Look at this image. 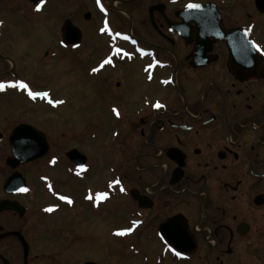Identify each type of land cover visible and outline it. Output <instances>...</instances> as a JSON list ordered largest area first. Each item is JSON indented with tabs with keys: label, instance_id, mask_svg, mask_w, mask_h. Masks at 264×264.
Wrapping results in <instances>:
<instances>
[{
	"label": "flooded vegetation",
	"instance_id": "af4514ba",
	"mask_svg": "<svg viewBox=\"0 0 264 264\" xmlns=\"http://www.w3.org/2000/svg\"><path fill=\"white\" fill-rule=\"evenodd\" d=\"M90 31L97 53L80 55ZM64 50L81 60L83 99L122 124L105 130L118 163L97 184L89 154L62 148L79 135L62 127ZM121 66L147 90L122 99ZM0 84V264L73 262L41 229L58 210L37 203L66 195L76 213L121 217L160 264H264V0H0ZM63 165L71 193L52 172Z\"/></svg>",
	"mask_w": 264,
	"mask_h": 264
},
{
	"label": "rangeland",
	"instance_id": "374dc122",
	"mask_svg": "<svg viewBox=\"0 0 264 264\" xmlns=\"http://www.w3.org/2000/svg\"><path fill=\"white\" fill-rule=\"evenodd\" d=\"M93 37L92 31L87 33L85 46L78 51L80 55L87 56L93 52L97 53L98 48L95 47V38L92 39ZM66 53L68 52L64 50L61 93L72 98V105L69 104L66 107V113L63 114V119L66 120L62 127L69 131L79 130V135L77 139H72L69 134L64 135L62 148L63 151H67L75 147L80 152L89 154L91 169L88 172L87 181L88 184H97L98 182L93 180L98 174H104L105 165L112 164L114 166V163H118L115 148L111 146L113 138H108L105 134L106 129H112L118 122L109 121L110 119L106 115V105L95 96L94 104L90 106L83 99L87 95L84 90L86 88L85 77L80 72H78V76L74 72L80 66L81 60L78 61L75 55ZM119 70L123 84L120 93L124 92L121 95L122 99L127 96L129 90L131 93L140 95L147 90L144 83L134 79L135 70L128 66H121ZM114 78L118 80L119 76L115 75ZM76 88L78 91H75V95L78 97H73ZM121 96L117 99H121ZM71 109L74 110L71 111ZM68 171L63 165L52 172L58 187L66 193H71L74 187ZM77 183L82 184L79 181ZM65 197L69 198L70 196L66 195ZM54 202L57 203L51 197L37 202L38 204H50L49 209L58 210L57 213L44 218L45 221H43L41 229L46 230V227H51L47 230L54 237L51 241H53L55 249L51 251L57 252V249H61L59 252L63 257L74 252L73 262L68 260L69 264H80L85 259H92L96 264H160L157 262L160 253L159 247L148 244L141 245L138 234H124L119 228L124 225L121 217L113 213L106 216H97L94 213L92 215L89 210L76 213V208L82 211L81 206L73 208L69 202L63 205ZM70 230H74L77 234H71ZM60 238L62 241H59ZM160 262L161 264H204L197 255L193 260L186 262H177L171 258H165Z\"/></svg>",
	"mask_w": 264,
	"mask_h": 264
},
{
	"label": "water",
	"instance_id": "95a60500",
	"mask_svg": "<svg viewBox=\"0 0 264 264\" xmlns=\"http://www.w3.org/2000/svg\"><path fill=\"white\" fill-rule=\"evenodd\" d=\"M67 33L68 34H73L74 33V31H70V30H68L67 31ZM18 154H16V157L17 158H19V160H25L24 158H22L21 157V155L22 156H25V153L23 152V150H17L16 151ZM68 156H69V158H70V160L72 161V162H74V163H76V164H78L79 166H83L85 163H86V156L84 155V154H82V153H80L79 151H77V150H72V151H70V152H68ZM175 219L176 218H172V219H170L168 222H166L165 224H163L162 225V227H161V232H162V234L170 241V242H174V238H173V236H172V234H171V232H172V229L171 230H167L166 228L167 227H171L172 225H173V222L175 221ZM164 229H166L167 231H164ZM174 245V244H173ZM193 245V244H192ZM175 246V245H174ZM177 249H178V251H182V252H184L185 251V249L184 248H180V247H177V246H175ZM85 264H95L94 262H88V263H85Z\"/></svg>",
	"mask_w": 264,
	"mask_h": 264
},
{
	"label": "snow or ice",
	"instance_id": "6c2138e0",
	"mask_svg": "<svg viewBox=\"0 0 264 264\" xmlns=\"http://www.w3.org/2000/svg\"><path fill=\"white\" fill-rule=\"evenodd\" d=\"M98 2H99V0H98ZM189 7H199V5H194V4H189ZM101 31H103V29H101ZM257 47L259 48V46L257 45ZM107 62V61H106ZM93 71H95V69H93ZM20 87H24V88H26L27 87V85L26 84H23V83H20V85H19ZM0 88H3V84H0ZM29 95L30 96H32L33 98H35L36 96H38V95H44V96H47L48 94L47 93H43V94H41V93H34V92H29ZM160 105H159V103H157V105H156V107H159ZM54 162V161H53ZM21 191H27V189H20ZM124 189H121V191H123ZM107 194L106 193H104V194H101V196L103 197V196H106ZM62 199H66L69 203H71L72 201L70 200V198H67V197H62ZM49 211H51V209H48ZM119 234H123V233H119Z\"/></svg>",
	"mask_w": 264,
	"mask_h": 264
},
{
	"label": "bare ground",
	"instance_id": "6f19581e",
	"mask_svg": "<svg viewBox=\"0 0 264 264\" xmlns=\"http://www.w3.org/2000/svg\"><path fill=\"white\" fill-rule=\"evenodd\" d=\"M54 214V213H53Z\"/></svg>",
	"mask_w": 264,
	"mask_h": 264
}]
</instances>
